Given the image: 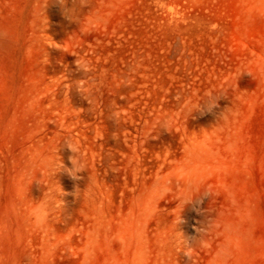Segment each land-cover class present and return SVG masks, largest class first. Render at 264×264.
Masks as SVG:
<instances>
[{
	"label": "rangeland",
	"instance_id": "rangeland-1",
	"mask_svg": "<svg viewBox=\"0 0 264 264\" xmlns=\"http://www.w3.org/2000/svg\"><path fill=\"white\" fill-rule=\"evenodd\" d=\"M0 264H264V0H0Z\"/></svg>",
	"mask_w": 264,
	"mask_h": 264
}]
</instances>
